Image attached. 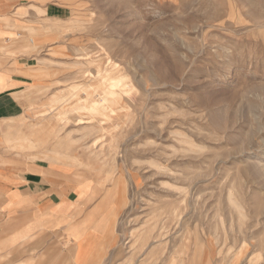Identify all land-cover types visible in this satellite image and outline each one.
I'll return each mask as SVG.
<instances>
[{"label":"rangeland","instance_id":"obj_1","mask_svg":"<svg viewBox=\"0 0 264 264\" xmlns=\"http://www.w3.org/2000/svg\"><path fill=\"white\" fill-rule=\"evenodd\" d=\"M65 1L16 139L109 190L106 264H264V0Z\"/></svg>","mask_w":264,"mask_h":264},{"label":"crops","instance_id":"obj_2","mask_svg":"<svg viewBox=\"0 0 264 264\" xmlns=\"http://www.w3.org/2000/svg\"><path fill=\"white\" fill-rule=\"evenodd\" d=\"M64 1L0 0V264H106L118 243L109 190L79 189L61 158L16 139L28 100L62 79Z\"/></svg>","mask_w":264,"mask_h":264},{"label":"built area","instance_id":"obj_3","mask_svg":"<svg viewBox=\"0 0 264 264\" xmlns=\"http://www.w3.org/2000/svg\"><path fill=\"white\" fill-rule=\"evenodd\" d=\"M0 130H1V125H0Z\"/></svg>","mask_w":264,"mask_h":264}]
</instances>
